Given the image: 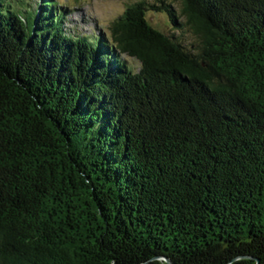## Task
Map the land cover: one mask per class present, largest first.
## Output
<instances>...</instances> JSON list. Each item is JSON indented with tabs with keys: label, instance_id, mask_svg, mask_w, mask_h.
I'll list each match as a JSON object with an SVG mask.
<instances>
[{
	"label": "trees",
	"instance_id": "trees-1",
	"mask_svg": "<svg viewBox=\"0 0 264 264\" xmlns=\"http://www.w3.org/2000/svg\"><path fill=\"white\" fill-rule=\"evenodd\" d=\"M180 1L0 0V264H264V0Z\"/></svg>",
	"mask_w": 264,
	"mask_h": 264
},
{
	"label": "rangeland",
	"instance_id": "rangeland-1",
	"mask_svg": "<svg viewBox=\"0 0 264 264\" xmlns=\"http://www.w3.org/2000/svg\"><path fill=\"white\" fill-rule=\"evenodd\" d=\"M18 1V0H17ZM31 1L32 0H23ZM36 0H34L35 2ZM67 5L70 12L68 14V24L76 31L93 32L97 29L104 30L119 14L123 13L129 4L135 0H59ZM180 11V0H170ZM147 18L153 26L169 32H175L177 35H183L190 38L186 29L175 30L169 22L165 13L149 11ZM134 65L136 61L132 60Z\"/></svg>",
	"mask_w": 264,
	"mask_h": 264
},
{
	"label": "water",
	"instance_id": "water-1",
	"mask_svg": "<svg viewBox=\"0 0 264 264\" xmlns=\"http://www.w3.org/2000/svg\"><path fill=\"white\" fill-rule=\"evenodd\" d=\"M249 255H243V256H240V257H248ZM169 264H173L171 259L166 257V256H162ZM240 257H237V258H240ZM256 259V264H261L260 263V259L259 258H255Z\"/></svg>",
	"mask_w": 264,
	"mask_h": 264
}]
</instances>
